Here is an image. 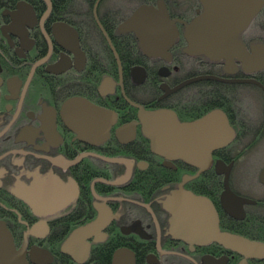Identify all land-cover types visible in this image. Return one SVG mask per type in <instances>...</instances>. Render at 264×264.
Instances as JSON below:
<instances>
[{
  "label": "flooded vegetation",
  "instance_id": "af4514ba",
  "mask_svg": "<svg viewBox=\"0 0 264 264\" xmlns=\"http://www.w3.org/2000/svg\"><path fill=\"white\" fill-rule=\"evenodd\" d=\"M160 2L179 32L170 61L120 31ZM127 3L135 9L115 35L134 37L131 66L107 31ZM202 11L201 0H0V220L29 264L37 250L48 264H264V69L188 55L185 29ZM240 38L250 53L264 43V6ZM141 110L181 123L217 111L230 137L210 162L167 158L153 152ZM34 191L36 209L19 196ZM86 227L75 258L65 253ZM214 231L258 247L229 249Z\"/></svg>",
  "mask_w": 264,
  "mask_h": 264
},
{
  "label": "water",
  "instance_id": "95a60500",
  "mask_svg": "<svg viewBox=\"0 0 264 264\" xmlns=\"http://www.w3.org/2000/svg\"><path fill=\"white\" fill-rule=\"evenodd\" d=\"M203 11L186 26L185 38L190 56H204L211 61H224L234 65L241 61L247 69H264V43H258L248 52L240 34L247 29L264 6V0H201ZM122 33L134 32L141 50L149 58H163L170 61L169 50L179 37L175 21L171 22L163 2L158 8L141 6L120 27ZM117 56V55H116ZM70 101L67 105H75ZM71 105V106H72ZM140 120L144 133L151 141L153 152L171 159H183L193 165L210 162V148L226 145L230 137L222 134L227 129L228 121L224 114L212 112L203 119L192 123H181L177 115L167 110L147 112L141 110ZM29 193V192H28ZM23 193L19 195L36 209L40 204V194L34 191L33 201L27 200ZM36 207V208H35ZM89 227L75 232L65 244L63 251L74 256L73 246L77 244ZM212 240L233 250L251 254L258 245L239 236L214 231L209 234ZM34 264L52 261L46 251H34ZM88 245L83 248V255L88 256ZM123 254V253H122ZM32 256V254H31ZM114 264H118L119 255ZM0 264H29L23 250H17L7 224L0 220Z\"/></svg>",
  "mask_w": 264,
  "mask_h": 264
},
{
  "label": "trees",
  "instance_id": "16d2710c",
  "mask_svg": "<svg viewBox=\"0 0 264 264\" xmlns=\"http://www.w3.org/2000/svg\"><path fill=\"white\" fill-rule=\"evenodd\" d=\"M81 1H88V2H93L95 0H81ZM129 1V0H125ZM135 8L132 7H124L122 11H119L117 14L116 13H109L111 19H112V27L111 30H107V27L105 26V23L102 20L103 26L105 29L108 31V34L110 35L113 44L115 48L117 49L121 59L125 60L124 65L126 66H131L137 64L139 61V55L137 51V43L132 36H127V37H119L115 35L116 30L115 26L119 25L121 21L125 20L128 18L131 13L134 11ZM82 28V33H83V42L89 44L91 40H89L90 36L93 34L92 32L89 33L88 28H91L93 24H89L87 22H83L82 24H78ZM95 35L97 37V42H103V39H99V31L95 27ZM112 65H115V61L112 58Z\"/></svg>",
  "mask_w": 264,
  "mask_h": 264
},
{
  "label": "bare ground",
  "instance_id": "6f19581e",
  "mask_svg": "<svg viewBox=\"0 0 264 264\" xmlns=\"http://www.w3.org/2000/svg\"><path fill=\"white\" fill-rule=\"evenodd\" d=\"M163 5H164V7H165V9H166V11H167V13H168V10H167V7L165 6V4L163 3ZM129 6V3H127L126 4V7H128ZM155 8V7H154ZM199 57V56H198ZM215 112H217V111H215ZM210 114V113H209Z\"/></svg>",
  "mask_w": 264,
  "mask_h": 264
}]
</instances>
